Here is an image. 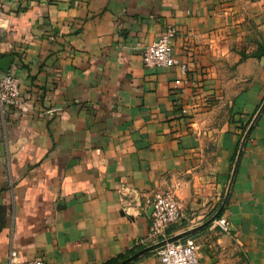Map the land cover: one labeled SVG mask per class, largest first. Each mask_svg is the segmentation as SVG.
<instances>
[{
	"label": "crops",
	"instance_id": "0c3cea01",
	"mask_svg": "<svg viewBox=\"0 0 264 264\" xmlns=\"http://www.w3.org/2000/svg\"><path fill=\"white\" fill-rule=\"evenodd\" d=\"M1 1L22 105H0V264L11 250L16 264L135 250L128 264H162L145 202L158 189L183 207L167 238H194L198 264H264V109L220 214L229 231L209 222L264 100V0ZM169 27L186 73L143 64Z\"/></svg>",
	"mask_w": 264,
	"mask_h": 264
},
{
	"label": "built area",
	"instance_id": "2783aa9c",
	"mask_svg": "<svg viewBox=\"0 0 264 264\" xmlns=\"http://www.w3.org/2000/svg\"><path fill=\"white\" fill-rule=\"evenodd\" d=\"M2 1L0 0V13ZM176 30L167 28L151 44L143 46L142 60L146 67L173 66L178 64L182 73H186L187 65L179 63L172 53L171 40ZM137 46H140L137 43ZM0 105L8 108H19L22 105L19 79L10 70H0ZM146 204L150 206V236L163 241L158 248V255L162 264H198V244L192 237H176L168 240L167 229L178 224L182 218V203L178 200L173 190H155L146 198ZM217 226L224 232L229 231V223L226 218L220 216L216 219ZM18 257L16 250H11L8 264H16ZM23 264H49L43 258H35L25 261Z\"/></svg>",
	"mask_w": 264,
	"mask_h": 264
},
{
	"label": "water",
	"instance_id": "95a60500",
	"mask_svg": "<svg viewBox=\"0 0 264 264\" xmlns=\"http://www.w3.org/2000/svg\"><path fill=\"white\" fill-rule=\"evenodd\" d=\"M11 61H12V57H9V58H2L0 59V70L1 71H4V72H7L9 71V68H10V64H11ZM264 109V100L263 102L261 103V105L259 106L258 110L256 111L253 119L251 120L248 128L246 129L243 137H242V140L240 142V145H239V149H238V152H237V155H236V158H235V161H234V165H233V169H232V172H231V176H230V179H229V182H228V186H227V189L225 191V194H224V197H223V200L221 202V205L220 207L218 208V210L215 212V214L209 219V222L213 221L214 219L217 218V216L220 214V212L222 211L223 207L225 206L228 198H229V195H230V191H231V187H232V183H233V180H234V177H235V174H236V171H237V167H238V164H239V161H240V158H241V155H242V150H243V147L246 143V140L253 128V126L255 125L258 117L260 116V114L262 113ZM176 237L178 236H174V237H171V238H168V240H172V239H175ZM163 243V241L160 242V245ZM153 247V246H152ZM148 249V248H146ZM140 252H137L135 254H132L131 256H129L126 260H124L122 263H125L126 261H129L131 259H133L134 257H136Z\"/></svg>",
	"mask_w": 264,
	"mask_h": 264
},
{
	"label": "trees",
	"instance_id": "16d2710c",
	"mask_svg": "<svg viewBox=\"0 0 264 264\" xmlns=\"http://www.w3.org/2000/svg\"><path fill=\"white\" fill-rule=\"evenodd\" d=\"M221 214V212H220ZM220 214L217 216L219 217ZM136 252L135 251H130V252H127L126 254H120L119 256H117L116 258H112L110 260H107L106 262H104L103 264H128L131 260L129 261H126L125 263H122L124 260H126L129 256H131L132 254H134ZM136 258V257H134ZM133 258V259H134Z\"/></svg>",
	"mask_w": 264,
	"mask_h": 264
}]
</instances>
